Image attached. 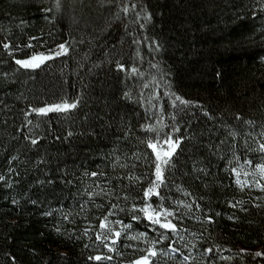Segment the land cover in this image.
Listing matches in <instances>:
<instances>
[{"label": "trees", "instance_id": "obj_1", "mask_svg": "<svg viewBox=\"0 0 264 264\" xmlns=\"http://www.w3.org/2000/svg\"><path fill=\"white\" fill-rule=\"evenodd\" d=\"M165 134L175 234L132 219ZM262 134L264 0H0V264H264Z\"/></svg>", "mask_w": 264, "mask_h": 264}, {"label": "snow or ice", "instance_id": "obj_2", "mask_svg": "<svg viewBox=\"0 0 264 264\" xmlns=\"http://www.w3.org/2000/svg\"><path fill=\"white\" fill-rule=\"evenodd\" d=\"M125 12H127V8L124 9ZM146 18L150 19V16H147ZM32 39H35L34 37ZM29 47L31 46L30 44L28 45ZM5 49H9L10 45L5 43L3 45ZM60 50L63 52H67L68 49L64 44H60L58 46ZM61 52L57 51L55 55H60ZM50 58L49 56L44 55L43 53H35L31 57L26 58V59H16V63L18 65H21L24 68H36L39 67V64L42 63L45 59ZM117 67L119 69H123V65L117 64ZM135 71V69H133ZM127 95V94H126ZM175 99L179 101L181 104H189V101L183 100L181 97L176 96ZM175 106V102H174ZM75 107V103L70 104V105H52L49 108H36L33 109V111H36L38 113H46L50 109H56V110H61L64 108H71ZM239 119V117H237ZM247 123L251 124L252 121H248ZM148 131H152V128L150 126H147ZM174 131H178V129H174ZM68 135H72L71 132L68 133ZM235 135V134H233ZM264 135V134H262ZM37 141L32 140V143L35 144ZM179 143V139L173 140L169 134H165L163 137V141L161 142V138L159 135H157L154 138H151L147 141V146L152 149V152L155 154V180H153L148 187L143 189V197H142V203L141 205L137 208L136 205H133V212H138L141 215H132L133 220H140V219H145L149 222V226L152 227L153 231H157L158 229H164L167 231H171L172 233L177 232V225L173 223V219L177 218L176 217V210L173 208H165L162 204L155 205L150 202L152 197L155 195L156 197L160 196V193L157 191L158 187L160 186L161 183H163V171H162V165H167L170 162V158L175 151V148L177 144ZM165 145L167 146L165 148ZM258 150L260 152H264V142H258ZM247 164H251V161H246ZM255 168L259 171L261 174V177L264 178V164H257L255 165ZM198 171L204 172V169H198ZM232 171L236 173L237 175V180L236 183L240 185L241 187L244 186V184L241 182L239 179V172H237L236 168H233ZM91 175L96 176L97 173L93 172ZM247 175V173H245ZM0 179H3V177H0ZM129 180L133 179V177L129 176ZM136 180H139V177H135ZM247 183V182H245ZM256 186L259 187L262 191H264V185H261L259 181H256ZM185 195H190V193H185ZM127 199V197H125ZM162 199V198H161ZM178 203H183V202H178ZM117 206L115 204L112 205V208H116ZM184 207L186 208H191V204H185ZM199 205H197V208ZM114 213L109 212L108 215H113ZM211 219V218H209ZM108 222V217L105 216L103 220L101 221L99 227L100 229H106V234L102 237L101 234H97V239L102 240V242L106 239H111L112 244H115V238L114 237H119L120 236V231L116 230L115 228L109 227ZM117 224H122V221H115ZM158 226V228L156 227ZM124 227H131V225H124ZM110 234V235H109ZM140 237L144 238L145 243H149L147 240V234L146 233H140ZM161 238H163V233H161ZM156 241H152L150 246L147 248V255L140 257L138 260L134 261L133 264H149V258L151 256L157 255V249L154 247ZM104 247L108 248V251L111 252L113 251V248L108 244L104 243ZM172 251H177V249H172ZM205 251L211 252L212 249H206ZM256 256H261L264 255L260 252L255 253ZM111 259L110 256L108 257H103L101 255H97L94 257H89L90 260H96V261H101L102 259ZM184 261H188L189 257L184 256L183 257Z\"/></svg>", "mask_w": 264, "mask_h": 264}, {"label": "water", "instance_id": "obj_3", "mask_svg": "<svg viewBox=\"0 0 264 264\" xmlns=\"http://www.w3.org/2000/svg\"><path fill=\"white\" fill-rule=\"evenodd\" d=\"M139 259V258H138ZM138 259H136V260H138ZM135 260V261H136ZM134 262V261H133ZM133 262H131V263H127V264H133ZM149 264H152V259L151 258H149Z\"/></svg>", "mask_w": 264, "mask_h": 264}, {"label": "rangeland", "instance_id": "obj_4", "mask_svg": "<svg viewBox=\"0 0 264 264\" xmlns=\"http://www.w3.org/2000/svg\"><path fill=\"white\" fill-rule=\"evenodd\" d=\"M48 59H49V58H48ZM48 59H45L42 63L39 64V66L42 65V64H43L46 60H48ZM36 68H37V67H36ZM151 258H152V256H151Z\"/></svg>", "mask_w": 264, "mask_h": 264}]
</instances>
